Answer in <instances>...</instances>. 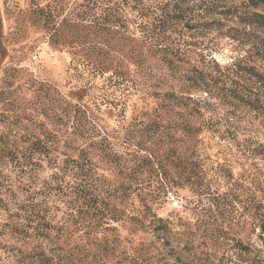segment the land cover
Segmentation results:
<instances>
[{"label": "trees", "instance_id": "obj_1", "mask_svg": "<svg viewBox=\"0 0 264 264\" xmlns=\"http://www.w3.org/2000/svg\"><path fill=\"white\" fill-rule=\"evenodd\" d=\"M72 1L69 8V0H29V18L55 37L72 33L70 44L93 73L132 84L139 103L121 134L76 94L32 81L41 94L40 133L26 138L24 152L0 146V155L15 157L34 193L13 210L0 200V264H81L72 256H87L93 240L103 253L115 223L132 234L167 236L171 223L155 208L168 193L185 186L204 193L205 176L229 175L223 153L211 150L237 134L217 110L241 101L264 115V68L244 60L223 67L207 52L208 33L220 32L210 17L264 31V0ZM237 32L227 27L222 36L238 40ZM6 55L0 12V97L7 98L19 70L4 67ZM200 93L219 106L203 107ZM171 170L178 176L168 177Z\"/></svg>", "mask_w": 264, "mask_h": 264}, {"label": "rangeland", "instance_id": "obj_2", "mask_svg": "<svg viewBox=\"0 0 264 264\" xmlns=\"http://www.w3.org/2000/svg\"><path fill=\"white\" fill-rule=\"evenodd\" d=\"M72 3L69 0V8ZM29 8V0H0L7 52L3 65L19 70L12 79V95L0 97V146L18 147L24 152L31 143L26 138L39 135L42 104L38 86H31L34 80L51 83L63 94L70 93L72 97L76 94L89 103L109 128L121 134L127 132L139 103L135 87L96 76L83 51L75 43L70 44L75 36L66 32L55 37L34 26ZM212 19L220 27V32L211 30L207 36L211 42L207 52L214 60L223 67L244 60L264 68V56L257 53V46L263 45L262 29L244 27L215 15L208 20ZM227 27L239 30L238 40L222 36ZM2 75L0 92L5 81ZM255 96L251 93L246 98ZM198 98L205 108L219 106L207 93H200ZM217 112L223 123L237 134L235 141H219V146L211 150L223 153V168L229 169V175L205 176L209 189L204 193L186 186L168 193L155 208L159 217L171 223L167 236L132 234L115 223L116 229L106 233L103 253L99 242L93 240L89 254L72 256L75 261L81 260V264H264V115L241 101ZM17 117L22 121L19 125L15 123ZM168 117L174 122H185V115ZM181 148L184 152L185 146ZM177 176L175 170L168 173V177ZM29 184L16 166L15 157L6 152L0 155V200L13 210L16 203L24 202L34 193Z\"/></svg>", "mask_w": 264, "mask_h": 264}]
</instances>
